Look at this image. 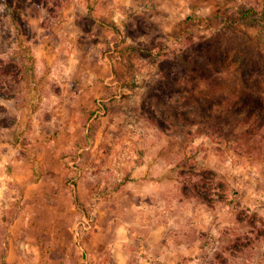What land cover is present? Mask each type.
<instances>
[{"label": "rangeland", "instance_id": "374dc122", "mask_svg": "<svg viewBox=\"0 0 264 264\" xmlns=\"http://www.w3.org/2000/svg\"><path fill=\"white\" fill-rule=\"evenodd\" d=\"M263 91L264 0H0V264H264V123L197 103Z\"/></svg>", "mask_w": 264, "mask_h": 264}, {"label": "trees", "instance_id": "16d2710c", "mask_svg": "<svg viewBox=\"0 0 264 264\" xmlns=\"http://www.w3.org/2000/svg\"><path fill=\"white\" fill-rule=\"evenodd\" d=\"M231 53L237 54L238 58L241 54H243L242 59L244 61H247L250 55H252V53H250V51L246 50L245 48H241L240 50H235L234 52L232 50H229V48L227 49L221 48L220 57L222 59L224 58L227 59ZM242 67L245 68L243 65ZM245 69L246 70H244L245 71L244 75L246 76L253 75L254 73L258 72V70L260 69V64L258 65L256 63H253V61H250ZM251 81L254 80L251 78L250 80L244 81L245 86L249 87L247 83ZM197 103H199V105L201 106L200 115L202 117V122L204 124L206 122H209L211 126L210 127L211 132L212 134H214L213 136H218L222 140L223 139L226 140L227 137L233 134H225V130L222 128L221 123H223L226 120L228 121L227 123H230V121H232V118H235L237 114L243 115L246 109L248 110L246 120H240V122L244 123V125L242 126V131L245 132L242 133L246 135V138L252 141L254 136L253 132L250 129H247L248 123L252 122L254 125H258V126H261V124L264 123V91L262 93L250 94L244 97L243 102H240L237 107L230 105L226 98L223 101H219L214 104H210V102L207 101H203L201 103L200 101H198ZM206 105H210L208 106V110L206 109ZM256 109L259 112L256 111ZM224 110H226V112ZM234 128L236 129L238 128V126H235Z\"/></svg>", "mask_w": 264, "mask_h": 264}]
</instances>
